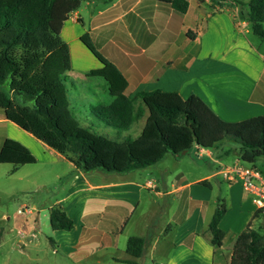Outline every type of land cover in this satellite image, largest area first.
<instances>
[{
  "label": "crops",
  "instance_id": "0c3cea01",
  "mask_svg": "<svg viewBox=\"0 0 264 264\" xmlns=\"http://www.w3.org/2000/svg\"><path fill=\"white\" fill-rule=\"evenodd\" d=\"M173 1L83 2L61 32L71 52L69 76L86 82L90 72L103 68L81 40L89 34L96 49L125 77V95L130 99L155 91L175 93L184 100L195 95L228 123L264 116V42L253 32L247 6L240 4L249 0H184V13L173 7ZM102 87L108 91L107 83ZM88 95L82 91L81 99L92 108L94 98H85ZM112 98L108 102L96 96L97 107L109 105ZM136 108L144 116L123 129L124 137L136 138L145 127L147 109L141 101ZM5 138L27 147L37 163L15 174L11 165L2 164L7 167H0V179L22 174L18 179L27 184L46 187L49 180L62 184L48 214L30 209L28 217L43 223L50 220L53 206L63 208L74 221L71 249L63 253L73 264H130L131 237L146 239L136 264H231L239 235L250 225L259 230L264 224V215L258 214L243 182L228 181L223 175L235 165H258L259 160L254 165L242 161L240 146L234 142L208 153L195 146L190 158L188 153L168 154L141 170L85 173L6 119L0 109V145ZM218 201L227 205L219 225L225 233L220 248L212 244L208 232ZM35 232L27 235L29 241L37 237Z\"/></svg>",
  "mask_w": 264,
  "mask_h": 264
},
{
  "label": "trees",
  "instance_id": "16d2710c",
  "mask_svg": "<svg viewBox=\"0 0 264 264\" xmlns=\"http://www.w3.org/2000/svg\"><path fill=\"white\" fill-rule=\"evenodd\" d=\"M84 1L0 0V109L6 119L85 173L141 170L161 162L168 154H187L195 146L218 149L228 142L240 146L241 159L246 163L254 165L264 157V116L228 123L195 95L184 100L175 93L155 91L130 99L125 95V77L96 49L89 34L81 40L103 65L89 76L104 78L114 100L93 107L91 113L96 120L90 124L77 122L66 86L73 70L71 52L61 32ZM240 4L247 6L253 32L264 42V0ZM172 5L180 12L187 10L184 0H174ZM137 101L148 112L145 127L136 138L124 137L123 129L144 116V111L136 108ZM36 163V157L20 142L11 138L2 141L0 164L11 165V174ZM226 213L225 201H218L208 227L217 248L224 243L225 233L219 225ZM258 214L263 212L259 210ZM50 223L54 231L74 228V221L59 205L51 208ZM145 246V238L129 239L130 264L142 257ZM231 264H264V224L259 230L250 225L239 235Z\"/></svg>",
  "mask_w": 264,
  "mask_h": 264
},
{
  "label": "rangeland",
  "instance_id": "374dc122",
  "mask_svg": "<svg viewBox=\"0 0 264 264\" xmlns=\"http://www.w3.org/2000/svg\"><path fill=\"white\" fill-rule=\"evenodd\" d=\"M87 50L94 61L100 63L94 54L89 49ZM74 55L76 54L74 53ZM75 68H78L77 64ZM70 79L66 86L70 103L76 109L73 116L77 122L86 126L85 120H94L91 116V110L98 106L96 96L105 97L108 102H111L113 98L106 91L107 89L102 87V84L106 85V81L102 77L91 76L90 81L86 82L71 77V75ZM82 91L90 94L85 98H94L92 108L86 101H82ZM83 105L87 106L86 110L82 107ZM187 157H192V151L188 152ZM35 167L39 168V166ZM256 168L264 177V157L259 159ZM17 177L22 178L24 176L19 174ZM18 178L0 179V264H73L63 254L67 248L71 249L70 231H54L49 219L45 218L43 223H40V221L30 219L28 217L30 214L19 213V210L34 209L40 210L43 215L48 214L47 208L63 191L62 184L49 180L47 186L44 187L41 183L27 184L26 181ZM32 230L33 232L36 231L37 237L29 241L27 235H31ZM53 243L60 244V248ZM55 250H58V253Z\"/></svg>",
  "mask_w": 264,
  "mask_h": 264
},
{
  "label": "built area",
  "instance_id": "2783aa9c",
  "mask_svg": "<svg viewBox=\"0 0 264 264\" xmlns=\"http://www.w3.org/2000/svg\"><path fill=\"white\" fill-rule=\"evenodd\" d=\"M202 151L205 153L209 152L207 149H202ZM223 175L228 181L241 180L244 191L251 196L258 210H261L264 214V177L260 170L255 167L235 165L227 168ZM19 213L32 214V210H19Z\"/></svg>",
  "mask_w": 264,
  "mask_h": 264
},
{
  "label": "water",
  "instance_id": "95a60500",
  "mask_svg": "<svg viewBox=\"0 0 264 264\" xmlns=\"http://www.w3.org/2000/svg\"><path fill=\"white\" fill-rule=\"evenodd\" d=\"M184 154H186V153H184Z\"/></svg>",
  "mask_w": 264,
  "mask_h": 264
}]
</instances>
